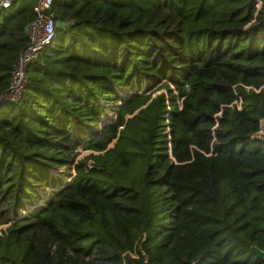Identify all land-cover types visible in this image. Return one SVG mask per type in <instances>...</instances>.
<instances>
[{
	"label": "trees",
	"instance_id": "16d2710c",
	"mask_svg": "<svg viewBox=\"0 0 264 264\" xmlns=\"http://www.w3.org/2000/svg\"><path fill=\"white\" fill-rule=\"evenodd\" d=\"M34 7L2 11L0 96ZM53 10L0 104V264H264V0Z\"/></svg>",
	"mask_w": 264,
	"mask_h": 264
},
{
	"label": "built area",
	"instance_id": "2783aa9c",
	"mask_svg": "<svg viewBox=\"0 0 264 264\" xmlns=\"http://www.w3.org/2000/svg\"><path fill=\"white\" fill-rule=\"evenodd\" d=\"M18 0H0V12L15 5ZM56 0H35V17L28 26V44L21 51L7 91L0 96V104L5 101H18L23 95L28 83V68L37 56L48 46H51L56 37L57 21L53 6ZM238 109L242 110V104L238 102ZM263 134V129L257 133V137ZM94 164L89 159L87 166ZM136 255L135 253H131ZM137 256V255H136ZM144 264H149L145 259Z\"/></svg>",
	"mask_w": 264,
	"mask_h": 264
},
{
	"label": "rangeland",
	"instance_id": "374dc122",
	"mask_svg": "<svg viewBox=\"0 0 264 264\" xmlns=\"http://www.w3.org/2000/svg\"><path fill=\"white\" fill-rule=\"evenodd\" d=\"M32 4H35V0H18L16 3H15V5L14 6H12L11 8H9L8 10H7V12L8 13H14V12H16V11H18L21 7H29L30 5H32ZM4 14H6V11L5 12H2V13H0V24H1V22H2V20H3V18H4ZM68 23H66V24H64L63 25V27H64V30H66V46L67 45H69V43H71V42H69V40H71L73 37H72V35H73V33H74V31L75 30H77L75 27L73 28V27H69L68 28ZM62 31H59L57 34H60ZM27 35V27L25 28V30L24 31H22V36H24V35ZM79 38V37H78ZM80 39V38H79ZM61 46V44H58V43H54L53 45H52V47H50L49 49H47V50H44L42 53H40L38 56H37V58L35 59V61H37V62H39V64H41L42 63V61L44 60V59H50V58H56L57 56V54H54V50L55 49H58L59 47ZM38 65V64H37ZM32 66V65H31ZM30 66V67H31ZM79 151L81 152L80 154H83V153H88L89 152V150H84V149H82V151H81V149L79 148ZM74 173L70 176V178L72 179L73 177H74Z\"/></svg>",
	"mask_w": 264,
	"mask_h": 264
},
{
	"label": "water",
	"instance_id": "95a60500",
	"mask_svg": "<svg viewBox=\"0 0 264 264\" xmlns=\"http://www.w3.org/2000/svg\"><path fill=\"white\" fill-rule=\"evenodd\" d=\"M253 249L256 252V254H257L258 257L264 258V251L263 250H261L258 247H253Z\"/></svg>",
	"mask_w": 264,
	"mask_h": 264
}]
</instances>
